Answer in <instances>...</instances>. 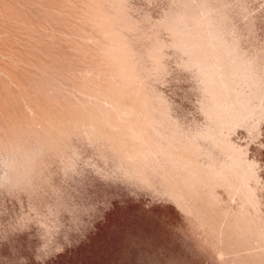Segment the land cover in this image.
<instances>
[{"label": "rangeland", "instance_id": "obj_1", "mask_svg": "<svg viewBox=\"0 0 264 264\" xmlns=\"http://www.w3.org/2000/svg\"><path fill=\"white\" fill-rule=\"evenodd\" d=\"M0 264H264V0H0Z\"/></svg>", "mask_w": 264, "mask_h": 264}]
</instances>
